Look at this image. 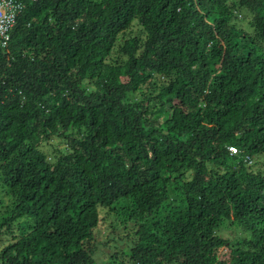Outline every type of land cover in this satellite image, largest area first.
<instances>
[{"label": "trees", "instance_id": "16d2710c", "mask_svg": "<svg viewBox=\"0 0 264 264\" xmlns=\"http://www.w3.org/2000/svg\"><path fill=\"white\" fill-rule=\"evenodd\" d=\"M20 1L0 264H99L100 210L126 213L121 264H264V0Z\"/></svg>", "mask_w": 264, "mask_h": 264}, {"label": "rangeland", "instance_id": "374dc122", "mask_svg": "<svg viewBox=\"0 0 264 264\" xmlns=\"http://www.w3.org/2000/svg\"><path fill=\"white\" fill-rule=\"evenodd\" d=\"M133 30L135 33H138V26H135ZM50 143L51 145L43 146L46 152H50L51 147L61 149L67 147L66 142L57 137L53 138ZM2 199L3 204L0 207V210L3 209L5 205L10 203L9 196L3 195ZM100 212L101 221L95 228L94 239L91 242L92 247L96 250L95 259L99 264H109L111 260L114 261V264H121L122 260L125 258V253L131 246V241L129 240L127 231L128 222L124 223L123 221L126 217V213L122 210H118L108 216V214H105L104 211L100 210ZM220 231L222 234L224 233L230 236L227 224L222 226L219 229V232Z\"/></svg>", "mask_w": 264, "mask_h": 264}, {"label": "built area", "instance_id": "2783aa9c", "mask_svg": "<svg viewBox=\"0 0 264 264\" xmlns=\"http://www.w3.org/2000/svg\"><path fill=\"white\" fill-rule=\"evenodd\" d=\"M23 8L24 3L20 0H0V42L5 49L9 47L11 32ZM229 151L233 154L239 153V149L235 146L229 147ZM246 159L251 162L249 157Z\"/></svg>", "mask_w": 264, "mask_h": 264}]
</instances>
